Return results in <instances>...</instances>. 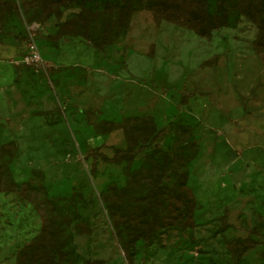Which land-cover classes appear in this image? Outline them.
<instances>
[{
    "label": "rangeland",
    "instance_id": "374dc122",
    "mask_svg": "<svg viewBox=\"0 0 264 264\" xmlns=\"http://www.w3.org/2000/svg\"><path fill=\"white\" fill-rule=\"evenodd\" d=\"M124 2L0 0V264L21 252L30 264L44 220L54 231L37 264H235L249 237L259 241L239 264H264V0L208 33L136 6L94 46ZM84 9L92 40L47 36L81 31ZM31 20L46 70L19 61ZM183 91L194 94L183 102ZM169 122L158 149L91 172L93 151L112 155L127 133L136 144ZM162 169L168 204L144 239Z\"/></svg>",
    "mask_w": 264,
    "mask_h": 264
},
{
    "label": "trees",
    "instance_id": "16d2710c",
    "mask_svg": "<svg viewBox=\"0 0 264 264\" xmlns=\"http://www.w3.org/2000/svg\"><path fill=\"white\" fill-rule=\"evenodd\" d=\"M63 2H68L70 0H58ZM187 3L191 5V9L187 7ZM215 6L212 11L207 10V0H125V2L118 7L117 15L115 19L116 28L112 30L110 34H105L103 40L98 43H93L94 46L101 47L104 42L111 41L117 37L118 32L121 30L126 23V17L128 16L131 9L134 7L149 8L155 12L158 17L169 16L173 21L190 24L200 33H208L210 29H215L220 26L225 25L230 17V13L233 9H237L245 14H251L253 12V0H214ZM15 4V2H14ZM86 10L80 13L81 17L79 22L82 24L81 31L65 32L59 30L55 33L48 34L47 36L53 41H59L65 39L70 34L80 33L85 38L92 40V36L88 31L87 15ZM33 20L30 21V23ZM28 41V37L26 39ZM194 91H183L182 101L193 95ZM170 127V122L163 126L160 130L154 131L153 136L149 137V132H146L144 137L146 140L139 141L136 144L132 143L130 140V134L125 135L126 143L124 146H114L112 155H107L102 151H93L90 154V169L94 172L96 169V163L98 159H102L106 162L118 163L122 160L129 159L133 157L137 152L142 149L152 147L158 149V143L154 142L158 137L162 136L168 131ZM153 130V129H152ZM189 158V157H188ZM165 177V170H160L156 181L151 185L147 191L148 196H152L147 199L143 204L144 213H146L145 222L147 227H141L139 230V235L144 239L149 238V232L153 230L154 223L157 218H164V208L167 206L166 196L164 193V183L163 179ZM179 190L184 195V206L183 212L185 215L192 208L193 197L189 193V190L183 186L179 187ZM48 223L46 220L43 221L41 232L37 238L31 241L28 245L29 249V262L30 264H37L36 258L39 256L40 248L48 240V235L52 234L53 229L47 228ZM251 232L259 235L260 232L255 227L250 229ZM258 239H253L249 237L241 247L238 248L237 253L234 256L235 264H239L240 257L242 253L249 247L254 246L258 243ZM264 254V251H263ZM24 252H21L18 258L17 264H25L23 262Z\"/></svg>",
    "mask_w": 264,
    "mask_h": 264
},
{
    "label": "built area",
    "instance_id": "2783aa9c",
    "mask_svg": "<svg viewBox=\"0 0 264 264\" xmlns=\"http://www.w3.org/2000/svg\"><path fill=\"white\" fill-rule=\"evenodd\" d=\"M39 23L32 21L28 24V41L25 51L20 55L19 61L36 69L46 70L45 59L35 39V31Z\"/></svg>",
    "mask_w": 264,
    "mask_h": 264
}]
</instances>
